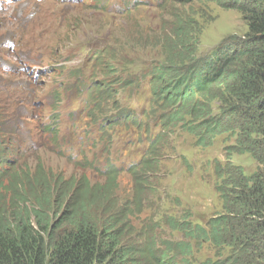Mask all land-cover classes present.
<instances>
[{"label":"rangeland","instance_id":"rangeland-1","mask_svg":"<svg viewBox=\"0 0 264 264\" xmlns=\"http://www.w3.org/2000/svg\"><path fill=\"white\" fill-rule=\"evenodd\" d=\"M166 3L24 2L33 10L28 7L29 19L40 8L35 20L27 18L22 3L0 12V41L15 44V48H8L6 42L0 45V112L5 113L0 124L6 128L2 137L8 147L4 171L15 177L28 168L34 174L41 165L46 178L62 175L77 183L85 177L92 185H105L110 174L115 175L111 189L117 206L128 204L134 210L133 242L144 247L153 242L160 250L185 241L170 228L171 219L181 221L189 214L192 223L204 225L221 213L216 166L223 169L230 160L247 175L258 171L250 156L227 155L228 147L234 144L227 137L203 149L196 147L193 136L176 130L172 134L168 131L165 142L154 143L161 153L152 172L138 175L159 132L156 117L149 115L153 103L149 87L140 77L159 59L158 45L164 32L173 35L178 23L191 22L187 31L200 45L199 56L205 57L248 30L237 12L226 11L216 3ZM100 4L105 6L99 8ZM24 28L29 29L27 42H32L29 52L18 48V31ZM94 49L120 52L118 83L137 80L134 88L114 89L116 106L108 103L110 96L97 100L80 85L87 80L104 83L103 53L94 55ZM94 56L98 61L93 62ZM51 58L55 61L50 62ZM127 112L138 118L135 124L143 129L124 123ZM55 118V131L46 130ZM212 258L215 251L207 245L195 248L192 254L197 264Z\"/></svg>","mask_w":264,"mask_h":264},{"label":"trees","instance_id":"trees-1","mask_svg":"<svg viewBox=\"0 0 264 264\" xmlns=\"http://www.w3.org/2000/svg\"><path fill=\"white\" fill-rule=\"evenodd\" d=\"M172 2L216 3L237 12L248 30L205 57L187 31L191 22L178 23L173 35L164 32L159 59L140 77L152 96L150 114L160 115L161 132L193 136L199 148H211L227 137L234 143L227 155L250 156L258 171L247 175L230 160L223 169L216 166L221 213L205 225L192 223L189 214L181 221L171 219L170 228L185 241L160 250L153 242L146 247L133 242L134 210L128 204L117 206L111 189L115 175L105 185H92L85 177L77 183L62 175L46 178L41 165L34 174L28 168L15 177L6 173V128L0 124V264H195L190 255L201 245L215 251V259L201 264H264V0ZM102 53L104 83L87 80L80 85L97 100L110 96L108 103L116 106L114 89L134 88L137 80L118 83L120 52H92ZM3 119L0 112V123ZM124 119L132 121L129 115ZM160 153L154 145L138 168L139 176L152 172Z\"/></svg>","mask_w":264,"mask_h":264},{"label":"clouds","instance_id":"clouds-1","mask_svg":"<svg viewBox=\"0 0 264 264\" xmlns=\"http://www.w3.org/2000/svg\"><path fill=\"white\" fill-rule=\"evenodd\" d=\"M99 8H102V7H99ZM38 73V72H37ZM130 112H127L125 115H129L130 117H132V121H130L129 123V125L128 126H135V127H137V128H140L139 126H138V124H135L137 121H138V118H136L135 116H131L130 114H129ZM124 115V116H125ZM149 115L150 116H152V115H154L155 117H156V125H158V128H159V132L157 133V135L155 136V138H154V140L152 141V147L154 146V145H156L157 143H158V141H160L164 136H166L167 135V133H168V131H166V132H161V130H160V115H155V114H150L149 113ZM57 118H55L54 119V121L53 122H51L52 124H56L57 123ZM123 121H124V123L125 124H128V123H126V120L123 118ZM117 121H113V123H116ZM160 134V135H159ZM159 135V136H158ZM154 143H156V144H154ZM193 254V253H192ZM192 254L190 255L191 257H192ZM213 259V258H212ZM191 260H192V258H191Z\"/></svg>","mask_w":264,"mask_h":264},{"label":"bare ground","instance_id":"bare-ground-1","mask_svg":"<svg viewBox=\"0 0 264 264\" xmlns=\"http://www.w3.org/2000/svg\"><path fill=\"white\" fill-rule=\"evenodd\" d=\"M34 74H37V72H35Z\"/></svg>","mask_w":264,"mask_h":264}]
</instances>
